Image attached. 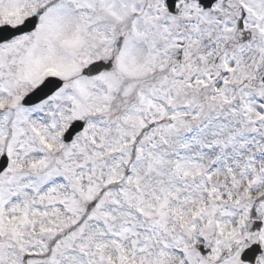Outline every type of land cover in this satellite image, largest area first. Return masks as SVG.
Segmentation results:
<instances>
[{
	"label": "snow or ice",
	"instance_id": "snow-or-ice-1",
	"mask_svg": "<svg viewBox=\"0 0 264 264\" xmlns=\"http://www.w3.org/2000/svg\"><path fill=\"white\" fill-rule=\"evenodd\" d=\"M0 264H264V0H0Z\"/></svg>",
	"mask_w": 264,
	"mask_h": 264
}]
</instances>
